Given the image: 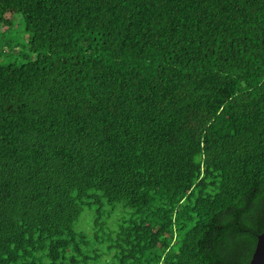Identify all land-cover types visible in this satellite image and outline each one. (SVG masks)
<instances>
[{"label":"trees","instance_id":"trees-1","mask_svg":"<svg viewBox=\"0 0 264 264\" xmlns=\"http://www.w3.org/2000/svg\"><path fill=\"white\" fill-rule=\"evenodd\" d=\"M263 231L264 0H0V264H249Z\"/></svg>","mask_w":264,"mask_h":264},{"label":"water","instance_id":"water-1","mask_svg":"<svg viewBox=\"0 0 264 264\" xmlns=\"http://www.w3.org/2000/svg\"><path fill=\"white\" fill-rule=\"evenodd\" d=\"M249 264H264V231L258 235L256 248Z\"/></svg>","mask_w":264,"mask_h":264},{"label":"rangeland","instance_id":"rangeland-1","mask_svg":"<svg viewBox=\"0 0 264 264\" xmlns=\"http://www.w3.org/2000/svg\"><path fill=\"white\" fill-rule=\"evenodd\" d=\"M9 15V14H8Z\"/></svg>","mask_w":264,"mask_h":264}]
</instances>
